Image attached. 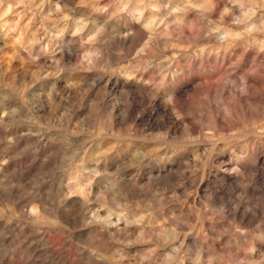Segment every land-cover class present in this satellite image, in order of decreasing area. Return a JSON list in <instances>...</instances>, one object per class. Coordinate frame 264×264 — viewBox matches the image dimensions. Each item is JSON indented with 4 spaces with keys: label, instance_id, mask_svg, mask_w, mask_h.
Segmentation results:
<instances>
[{
    "label": "clouds",
    "instance_id": "clouds-1",
    "mask_svg": "<svg viewBox=\"0 0 264 264\" xmlns=\"http://www.w3.org/2000/svg\"><path fill=\"white\" fill-rule=\"evenodd\" d=\"M0 264H264V0H0Z\"/></svg>",
    "mask_w": 264,
    "mask_h": 264
}]
</instances>
